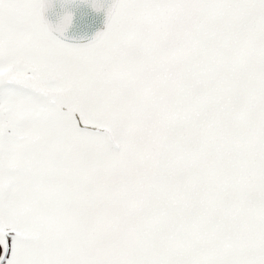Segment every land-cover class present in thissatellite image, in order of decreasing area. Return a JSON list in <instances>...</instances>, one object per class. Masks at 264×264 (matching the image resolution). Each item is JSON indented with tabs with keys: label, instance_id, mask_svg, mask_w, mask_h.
I'll return each instance as SVG.
<instances>
[{
	"label": "snow or ice",
	"instance_id": "1",
	"mask_svg": "<svg viewBox=\"0 0 264 264\" xmlns=\"http://www.w3.org/2000/svg\"><path fill=\"white\" fill-rule=\"evenodd\" d=\"M76 2L0 0V264H264V0Z\"/></svg>",
	"mask_w": 264,
	"mask_h": 264
},
{
	"label": "water",
	"instance_id": "2",
	"mask_svg": "<svg viewBox=\"0 0 264 264\" xmlns=\"http://www.w3.org/2000/svg\"><path fill=\"white\" fill-rule=\"evenodd\" d=\"M74 13L73 26L69 30V35L84 37L82 42H86L96 31L104 27L103 10L96 12L88 4L80 3L79 0L71 6ZM59 12V5L55 8ZM51 15V14H50ZM54 18V16L52 17Z\"/></svg>",
	"mask_w": 264,
	"mask_h": 264
}]
</instances>
